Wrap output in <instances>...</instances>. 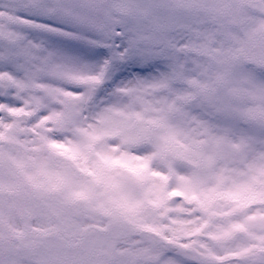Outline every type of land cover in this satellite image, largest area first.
I'll return each mask as SVG.
<instances>
[{"label": "snow or ice", "instance_id": "1", "mask_svg": "<svg viewBox=\"0 0 264 264\" xmlns=\"http://www.w3.org/2000/svg\"><path fill=\"white\" fill-rule=\"evenodd\" d=\"M0 264H264V0H0Z\"/></svg>", "mask_w": 264, "mask_h": 264}]
</instances>
